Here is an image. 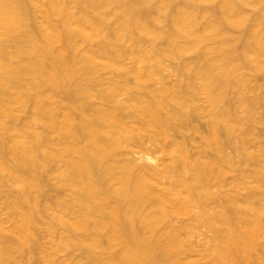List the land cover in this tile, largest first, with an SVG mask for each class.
<instances>
[{
	"label": "bare ground",
	"instance_id": "1",
	"mask_svg": "<svg viewBox=\"0 0 264 264\" xmlns=\"http://www.w3.org/2000/svg\"><path fill=\"white\" fill-rule=\"evenodd\" d=\"M256 1L264 2L0 0V204L12 223L0 232V264H60L54 253L72 247L84 248L81 264H178L177 252L190 248L181 235L199 225L212 264H264V255L253 257L264 236V202L253 203L264 199V142L246 148L264 92L248 96L239 74L250 62L264 68V9L243 11ZM33 5L43 7L39 29ZM139 38L150 45L138 49ZM188 52L196 56L178 68L191 73L186 80L145 83L161 56ZM127 54L135 66L121 73ZM96 68L113 71L121 86L96 88L95 80L105 83ZM27 104L20 120L13 109ZM201 117L203 127L194 122ZM194 134L201 140L191 153ZM161 138L163 159L137 161L138 150L152 160L146 144ZM233 153L261 191L249 189L242 208L225 177ZM51 181L66 199L57 189L48 197ZM180 216L191 222L174 224ZM40 232L51 246L43 248Z\"/></svg>",
	"mask_w": 264,
	"mask_h": 264
},
{
	"label": "rangeland",
	"instance_id": "2",
	"mask_svg": "<svg viewBox=\"0 0 264 264\" xmlns=\"http://www.w3.org/2000/svg\"><path fill=\"white\" fill-rule=\"evenodd\" d=\"M262 9H264V2H261V1L260 2L256 1L251 5H247V6L243 7V11L251 17L253 15L259 13ZM42 12H43L42 6L33 5L31 7L32 23L34 24L36 29H39V28L44 26ZM57 21H58L57 18H53V22H57ZM259 27L262 30H264V16H261V24ZM110 39H111V37L107 36V35L103 37V40H110ZM141 39H142L141 42H140V38L138 41V44H139L138 49H143V48L150 45L148 40L143 39V38H141ZM91 44H95V43L93 42V43H89V44H85V43L81 44L80 49H83V48H85ZM158 45L160 46V48L164 47L162 42H159ZM195 56L196 55L192 52L186 53L184 55V57H181V56H179V57H177V56L176 57L161 56L160 67L154 69L152 76L148 80H146L145 83L147 85L152 86V85H159L162 83L167 84V85H173V84H178L180 82H183L184 80L187 79L188 76H191V73L188 71H183L180 73V72H178V68H179L183 59H187V58L191 59V58H194ZM121 66H122V68L120 70L121 73L124 72V69L131 68V67L135 66V63L133 61V57L131 55L127 54L123 58ZM96 70H97L96 72L98 73L99 77L97 76V74H96V76L98 78L103 79L105 82L103 84H99V81L95 80L93 84L96 85V88L108 87L109 82H114L113 84H116L117 86H121L122 83H121L120 77H118L113 71L109 70L108 68H96ZM239 74L243 75V80L245 81L246 86H247L246 94L248 96H255V95L260 94L261 92H264V68L257 66L254 62H250L249 64H246L244 67H242L240 69ZM128 79L132 84L135 82V78L132 75H129ZM197 82H200V81L197 80ZM238 87H240V85L237 87H234L233 90H237ZM61 96H63L62 92L58 94L57 98H59ZM121 96L123 97L124 95H121ZM204 99L205 98L203 97V94H200L198 96L197 104H203V105L205 104L206 105V101H204ZM89 102L92 104H96V103H98V98L93 97V98L89 99ZM241 110H242V108L240 106L237 107L236 108V114L240 115V113L242 112ZM254 110H255V112H254L255 122L249 123L248 125H253V127L255 128L256 134H255L254 138H252L250 144H248V145L246 144V148L248 150H252V151L258 149L259 146L262 144V142H264V126H262L261 123L259 122L262 115H264V102L257 103L255 105ZM30 111H31V105L30 104H27V105H24L21 107L15 106L13 109V112L16 114V116H18V118L20 120L28 117L30 114ZM205 121H206V117H201L194 122L199 123V125L203 127L202 124L205 125V123H204ZM34 126L36 128H40L39 124H34ZM191 135H193V134H191ZM159 140H158V142H156V143H158V144H156L157 146L155 145V143H153V145H152V143H150V142H149V144H148V142L146 144V145H148L146 147H147V151L149 153V156L151 158H153L152 160L147 159L145 157V155H143V153L138 150V151H135L138 154L137 153L133 154L134 157L137 159V161H139V162L150 161L151 163H154L155 161L160 160V158L163 159L162 158L163 152L160 150V147H161L162 143L165 144L167 141H165L164 139L162 140V138ZM194 140H195V142H193ZM194 140L192 141L193 145L189 144V146H188L191 153L197 151L196 145L200 143L201 139L198 135L194 134ZM159 143H161V144L159 145ZM194 146L196 149L194 148ZM148 148L151 151H149ZM233 155L234 156H232V157L233 158L235 157L234 163L232 164V166H230L227 169V173H225V177L227 178L228 192L234 198V201L237 204V206L239 208H242L244 203H245L244 199L246 197L247 191L249 189H255L258 191L259 189L256 188V184L252 178V174L247 175V173H246L245 175H242L239 157L236 156L235 153H233ZM157 157H159V158H157ZM256 163H257V161L253 160L246 167V170L247 169H249V170L254 169ZM49 175H50V173L48 174V176H47V173L45 174V176L48 177V179H47L48 182H50L49 177H51ZM51 183H52V181H51ZM48 184H50V183H48ZM52 186L53 187H50V185L49 186L47 185V187H50V188L46 189V190H48V192H47L48 197H50V196L55 197V195L57 194L54 191H56V189L59 187L54 185V182L52 183ZM57 190H59V194H60V191L62 192L61 197L64 196L65 199L68 197V195H66V194L64 195L65 192L63 190H61V188L57 189ZM259 192H261V191L259 190ZM58 196H60V195H58ZM261 201L264 202V199H261L260 195H256L253 199V203L255 205H260ZM7 216H8V212L5 208V205L0 204V232H1L3 227L10 228L12 226V223H11V221L10 222L8 221L9 219ZM185 221H190V220H187V218L185 216L175 217L172 219V222L174 224H180V223H183ZM262 222H264V217H262ZM198 227L199 228H197V230L195 232H193L192 235H190V236H187L184 233L181 235L182 240H183V246L189 245L190 248L187 252H182V251L177 252L178 264H212L209 261V259L204 255V248H205L206 244L209 242V233H207L206 229L204 227H202L201 225H199ZM42 233L41 234L38 233V235H40V236L39 237L37 236V238L42 243L43 248L51 246L53 241L51 242L50 240H53V238L47 236L45 233H43V234ZM57 234L54 237V239H57ZM59 235H58V238H59ZM66 250H65V252L63 250V251L54 253L53 258H55L60 264H81L84 248L72 247V248H69L67 251ZM16 254H14V255L17 257L18 255H16ZM43 254H44V251L42 249H38L36 251V260H37V258H41L43 256ZM262 255H264V236H261L258 239V250L256 252H254L253 257H259ZM31 258H34V257H31ZM32 261H34V259H32ZM40 263L41 264H47V261L43 260V261H40L39 264ZM31 264H33V263L31 262Z\"/></svg>",
	"mask_w": 264,
	"mask_h": 264
}]
</instances>
